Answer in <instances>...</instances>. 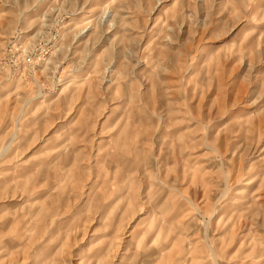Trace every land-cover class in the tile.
<instances>
[{
	"label": "rangeland",
	"instance_id": "rangeland-1",
	"mask_svg": "<svg viewBox=\"0 0 264 264\" xmlns=\"http://www.w3.org/2000/svg\"><path fill=\"white\" fill-rule=\"evenodd\" d=\"M0 264H264V0H0Z\"/></svg>",
	"mask_w": 264,
	"mask_h": 264
},
{
	"label": "bare ground",
	"instance_id": "bare-ground-1",
	"mask_svg": "<svg viewBox=\"0 0 264 264\" xmlns=\"http://www.w3.org/2000/svg\"><path fill=\"white\" fill-rule=\"evenodd\" d=\"M213 254V253H212Z\"/></svg>",
	"mask_w": 264,
	"mask_h": 264
}]
</instances>
